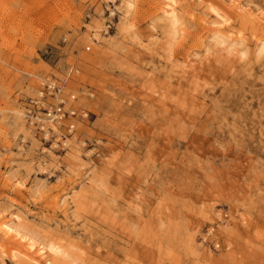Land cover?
Segmentation results:
<instances>
[{
    "label": "rangeland",
    "instance_id": "1",
    "mask_svg": "<svg viewBox=\"0 0 264 264\" xmlns=\"http://www.w3.org/2000/svg\"><path fill=\"white\" fill-rule=\"evenodd\" d=\"M0 264H264V0H0Z\"/></svg>",
    "mask_w": 264,
    "mask_h": 264
},
{
    "label": "built area",
    "instance_id": "2",
    "mask_svg": "<svg viewBox=\"0 0 264 264\" xmlns=\"http://www.w3.org/2000/svg\"><path fill=\"white\" fill-rule=\"evenodd\" d=\"M41 84L42 90L38 98L27 104L24 118L27 124L41 133L46 140L56 141V146L68 147L67 142L76 132L77 112L72 107L66 110L63 83L44 78ZM71 98L73 99V96Z\"/></svg>",
    "mask_w": 264,
    "mask_h": 264
},
{
    "label": "bare ground",
    "instance_id": "3",
    "mask_svg": "<svg viewBox=\"0 0 264 264\" xmlns=\"http://www.w3.org/2000/svg\"><path fill=\"white\" fill-rule=\"evenodd\" d=\"M237 3H238V2H237ZM234 6H235L236 9H238V5H237L236 3L234 4ZM21 239H22V240H26V237H25V236H22ZM30 241H31V240H30ZM35 245H36L35 242H31V243L29 244V247H30V248H35V247H36ZM39 252H40V253L43 252V249L40 250Z\"/></svg>",
    "mask_w": 264,
    "mask_h": 264
}]
</instances>
